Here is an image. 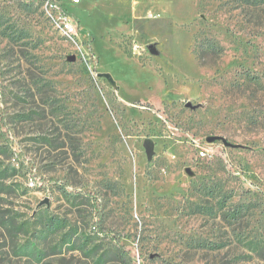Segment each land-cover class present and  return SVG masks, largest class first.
<instances>
[{"label":"rangeland","instance_id":"1","mask_svg":"<svg viewBox=\"0 0 264 264\" xmlns=\"http://www.w3.org/2000/svg\"><path fill=\"white\" fill-rule=\"evenodd\" d=\"M256 1L0 0V264H264Z\"/></svg>","mask_w":264,"mask_h":264},{"label":"trees","instance_id":"2","mask_svg":"<svg viewBox=\"0 0 264 264\" xmlns=\"http://www.w3.org/2000/svg\"><path fill=\"white\" fill-rule=\"evenodd\" d=\"M257 5H261V4H264V0L261 1V0H257ZM216 50V47L214 46H201L200 47V51L197 53V58L200 62V64L202 63V61L207 57L209 56V54L212 55V53H214ZM218 50V54H220V51L219 49ZM232 225H237V226H240L243 219H242V213L238 210H235L231 216L226 217ZM101 231V229L99 230ZM248 250L254 254H258L262 248H264V242L263 241H258V240H251L249 241L248 243ZM106 257V258H105ZM127 258V255L124 254V252L119 249V248H116V249H112L111 252H108V255L107 256H101L99 258V264H106L108 262H112L114 264H124L125 260Z\"/></svg>","mask_w":264,"mask_h":264},{"label":"built area","instance_id":"3","mask_svg":"<svg viewBox=\"0 0 264 264\" xmlns=\"http://www.w3.org/2000/svg\"><path fill=\"white\" fill-rule=\"evenodd\" d=\"M81 0H71V4L74 6L80 5ZM52 8L48 11V17L51 19L54 24L55 29L59 32L60 36L68 42H71L77 45V35H78V26L76 21L69 15L65 14L60 7L51 6ZM81 49V47H79ZM137 48H135V52ZM88 55V53H87ZM91 57V56H89ZM201 157H205L207 151L202 149L199 152Z\"/></svg>","mask_w":264,"mask_h":264},{"label":"water","instance_id":"4","mask_svg":"<svg viewBox=\"0 0 264 264\" xmlns=\"http://www.w3.org/2000/svg\"><path fill=\"white\" fill-rule=\"evenodd\" d=\"M71 60H73V57L71 58ZM214 140H215L214 138H209L207 141L210 143V142H213ZM143 147L145 149L147 159H149V160L152 159L153 154H154L153 142L151 140L147 139L144 141Z\"/></svg>","mask_w":264,"mask_h":264},{"label":"crops","instance_id":"5","mask_svg":"<svg viewBox=\"0 0 264 264\" xmlns=\"http://www.w3.org/2000/svg\"><path fill=\"white\" fill-rule=\"evenodd\" d=\"M72 6H74V5H72ZM75 7V6H74Z\"/></svg>","mask_w":264,"mask_h":264}]
</instances>
